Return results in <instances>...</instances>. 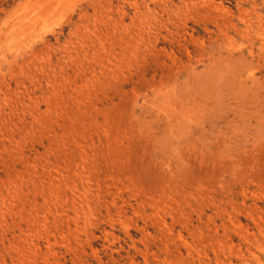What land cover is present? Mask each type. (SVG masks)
<instances>
[{
	"label": "rangeland",
	"instance_id": "rangeland-1",
	"mask_svg": "<svg viewBox=\"0 0 264 264\" xmlns=\"http://www.w3.org/2000/svg\"><path fill=\"white\" fill-rule=\"evenodd\" d=\"M0 264H264V0H0Z\"/></svg>",
	"mask_w": 264,
	"mask_h": 264
}]
</instances>
